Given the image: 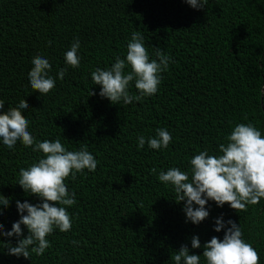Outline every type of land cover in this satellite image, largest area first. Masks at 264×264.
Returning <instances> with one entry per match:
<instances>
[{"label": "trees", "instance_id": "trees-1", "mask_svg": "<svg viewBox=\"0 0 264 264\" xmlns=\"http://www.w3.org/2000/svg\"><path fill=\"white\" fill-rule=\"evenodd\" d=\"M133 31L143 35L150 59L159 48L171 61L156 94L112 104L99 95L91 72L124 58ZM77 38L80 66L72 68L64 54ZM36 55L49 60L56 79L41 96L28 79ZM61 68L67 69L62 80ZM130 93L139 94L134 84ZM21 99L36 140L59 137L68 150L85 145L98 165L65 180L76 199L64 206L71 230L54 229L51 247L28 259L0 247V264H175L171 257L182 245L205 264L203 244L223 238L224 229L214 231L221 216L239 224L264 264V199L237 212L209 200V216L194 225L184 202L174 201L173 186L157 178L170 167L188 171L205 149L219 154L238 123L250 122L264 135V0H207L200 9L185 0H0V112ZM157 128L171 133L169 146L151 149L146 142L138 149V137H154ZM41 155L19 141L9 149L0 139V195L9 198L0 206L5 232L20 219L17 201L41 202L17 184L19 169ZM193 236L200 248H191ZM0 241L14 246L17 237L0 235Z\"/></svg>", "mask_w": 264, "mask_h": 264}, {"label": "clouds", "instance_id": "clouds-1", "mask_svg": "<svg viewBox=\"0 0 264 264\" xmlns=\"http://www.w3.org/2000/svg\"><path fill=\"white\" fill-rule=\"evenodd\" d=\"M192 8L200 9L207 0H185ZM51 44V41H49ZM79 39H74L69 50L64 54L66 64L72 68L80 66ZM155 59H150L145 40L141 32L133 31L126 46L124 58L117 56L109 68H96L91 72L93 84L100 86L99 95L107 98L112 104L121 101L127 105L133 100L158 92L162 81L161 73L168 69L171 57L159 48H154ZM28 79L31 89L40 96L48 94L55 88L56 79L49 75L51 64L41 55L32 57ZM126 69H128L126 71ZM67 69L61 68L57 78L62 80ZM139 93L132 95L130 85ZM89 91V96L95 95ZM5 102L0 100V110ZM29 108L25 99L15 107L0 112V139L12 149L19 141L25 147H32L41 157L26 168H20L17 184L26 192L35 195L41 201L30 204L27 201L16 202L20 219L11 226V231H3L0 224V235L17 237L16 244L0 241V247H6L9 255L30 257V253L43 255L51 247L47 237L59 229L68 232L72 220L64 206L76 203L75 192H69L65 180L71 176L75 180L77 173L84 169L95 171L98 160L81 145L79 150H68L57 137L55 140L38 141L28 131L29 120L22 110ZM225 142L218 145L219 154H209L207 149L194 155L189 161V170L170 167L160 171L158 180L173 186L175 202H184L183 211L186 221L197 225L209 216L206 204L214 201L218 207L228 204L231 209L246 211L248 205L258 204L264 199V135L252 123H238L232 127ZM172 140L171 133L164 128H157L154 137L137 139L138 149L147 142L151 149H166ZM156 169H150L156 173ZM9 198L0 195V206L7 207ZM142 206V205H141ZM26 213V214H25ZM2 215V213H0ZM28 235L22 236V228ZM227 225V227H226ZM224 229L223 238L213 236L203 244L205 264H260V257L252 244L245 241L239 224L231 219L226 222L222 216L216 218L214 231ZM73 244L77 241H72ZM201 247L198 236L191 238V248ZM175 264H201V255L190 254L189 248L182 245L171 257Z\"/></svg>", "mask_w": 264, "mask_h": 264}]
</instances>
